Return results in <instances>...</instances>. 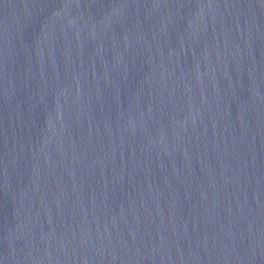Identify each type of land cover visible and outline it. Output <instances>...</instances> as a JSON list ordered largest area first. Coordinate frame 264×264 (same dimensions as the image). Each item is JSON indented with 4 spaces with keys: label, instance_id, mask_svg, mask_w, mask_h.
I'll return each mask as SVG.
<instances>
[{
    "label": "water",
    "instance_id": "water-1",
    "mask_svg": "<svg viewBox=\"0 0 264 264\" xmlns=\"http://www.w3.org/2000/svg\"><path fill=\"white\" fill-rule=\"evenodd\" d=\"M0 264H264V0H0Z\"/></svg>",
    "mask_w": 264,
    "mask_h": 264
}]
</instances>
